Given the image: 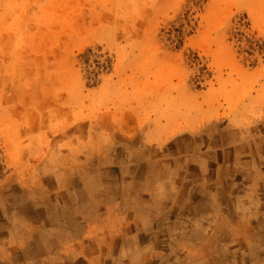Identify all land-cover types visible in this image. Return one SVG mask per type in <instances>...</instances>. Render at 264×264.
Masks as SVG:
<instances>
[{
  "label": "rangeland",
  "instance_id": "1",
  "mask_svg": "<svg viewBox=\"0 0 264 264\" xmlns=\"http://www.w3.org/2000/svg\"><path fill=\"white\" fill-rule=\"evenodd\" d=\"M244 112H264V0H0V188L112 135ZM167 239L142 248L177 264Z\"/></svg>",
  "mask_w": 264,
  "mask_h": 264
},
{
  "label": "bare ground",
  "instance_id": "2",
  "mask_svg": "<svg viewBox=\"0 0 264 264\" xmlns=\"http://www.w3.org/2000/svg\"><path fill=\"white\" fill-rule=\"evenodd\" d=\"M168 237L177 264H264V112L112 135L0 188V264H170L142 248Z\"/></svg>",
  "mask_w": 264,
  "mask_h": 264
}]
</instances>
